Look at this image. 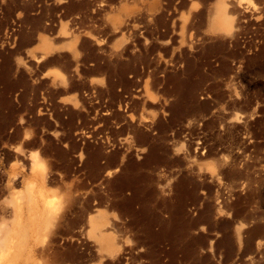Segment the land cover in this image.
Listing matches in <instances>:
<instances>
[{"label":"rangeland","instance_id":"374dc122","mask_svg":"<svg viewBox=\"0 0 264 264\" xmlns=\"http://www.w3.org/2000/svg\"><path fill=\"white\" fill-rule=\"evenodd\" d=\"M0 264H264V0H0Z\"/></svg>","mask_w":264,"mask_h":264},{"label":"bare ground","instance_id":"6f19581e","mask_svg":"<svg viewBox=\"0 0 264 264\" xmlns=\"http://www.w3.org/2000/svg\"><path fill=\"white\" fill-rule=\"evenodd\" d=\"M183 192V191H182ZM183 233H185L186 232V230H185V227H182V230H181Z\"/></svg>","mask_w":264,"mask_h":264}]
</instances>
